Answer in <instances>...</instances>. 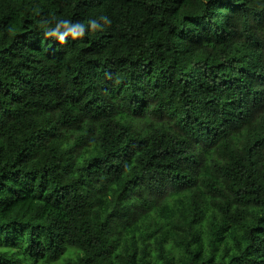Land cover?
<instances>
[{
	"label": "trees",
	"instance_id": "obj_1",
	"mask_svg": "<svg viewBox=\"0 0 264 264\" xmlns=\"http://www.w3.org/2000/svg\"><path fill=\"white\" fill-rule=\"evenodd\" d=\"M0 264H264V0H0Z\"/></svg>",
	"mask_w": 264,
	"mask_h": 264
}]
</instances>
